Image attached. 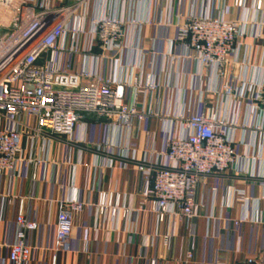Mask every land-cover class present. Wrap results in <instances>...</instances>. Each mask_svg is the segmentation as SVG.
Masks as SVG:
<instances>
[{"label":"crops","instance_id":"0c3cea01","mask_svg":"<svg viewBox=\"0 0 264 264\" xmlns=\"http://www.w3.org/2000/svg\"><path fill=\"white\" fill-rule=\"evenodd\" d=\"M74 3L53 0L55 6ZM208 4V0H152L150 6L142 5L134 15L147 18L150 11L156 24L144 28L140 51L125 56L133 74L109 61L101 64L104 75L122 84L131 79L139 86L149 80L155 83L158 88L150 94L137 85L118 87L128 104L153 115L134 121L130 131L119 132L88 115L69 136L38 141L24 137L19 173L0 176V264H9L20 211L37 224L27 238L28 264H52L54 257L56 264H240L247 258L264 264V119L249 109L264 81V10L256 12L249 3L240 11L232 0L213 1L214 12L225 20L247 24L236 62L216 78L195 58H186L178 41V15H200ZM99 11L97 0H89L88 19ZM114 11L109 2L104 12ZM94 53H100L99 48ZM84 65L83 56L73 59L74 69L81 71ZM226 84L233 88L232 98L223 94ZM194 113L216 114L227 123L241 162L226 174L200 180L194 194L199 206L196 218L169 215L159 222L155 215L139 211L145 173L164 161V129L187 135L181 118ZM74 188L84 210L71 223L69 251H60L58 214ZM101 193L120 196L121 207L130 209L127 217L101 215Z\"/></svg>","mask_w":264,"mask_h":264},{"label":"built area","instance_id":"2783aa9c","mask_svg":"<svg viewBox=\"0 0 264 264\" xmlns=\"http://www.w3.org/2000/svg\"><path fill=\"white\" fill-rule=\"evenodd\" d=\"M213 1L208 0L207 10L200 15H178V41L186 58H195L203 71L218 78L236 62L238 42L245 36L247 24L225 20L214 12ZM232 1L240 11L249 3L256 12L264 10V0ZM97 2L100 11L88 19L89 0H75L70 6H55L53 0H0V176L19 173L25 136L32 141L69 136L88 115L105 120L119 132L130 131L134 121L142 122L153 115L128 104L118 87L137 85L150 94L158 88L155 83L149 80L139 86L136 79H131L122 84L101 72V64L108 61L113 67H130L124 61L126 54L140 51L144 28L156 24L150 11L147 18H138L134 13L142 5L150 6L152 0ZM109 2L115 6L113 14L104 12ZM96 47L98 54L94 53ZM79 56L85 64L81 71L72 66ZM129 69L133 74V66ZM244 92L245 84L239 97ZM223 94L232 98L231 85L223 87ZM249 109L264 119V81ZM181 121L187 135H173L165 128L164 161L145 173L139 211L155 215L159 222L169 215L188 221L196 218L199 206L194 194L200 180L226 174L241 162L235 151L237 141L220 116L194 113ZM128 157L126 153L124 158ZM28 162L33 164L34 160ZM83 210L74 188L58 214V250L69 251L71 223ZM98 210L101 215L109 213L113 217L130 213V209L121 207L120 196L114 197L113 193L100 194ZM36 229L37 224L23 212L17 214L9 264H28L31 249L27 238ZM56 261L54 257L52 264ZM240 264L263 263L247 258Z\"/></svg>","mask_w":264,"mask_h":264}]
</instances>
